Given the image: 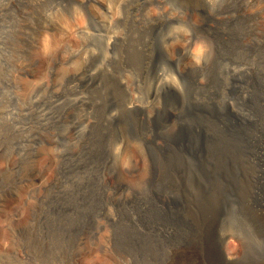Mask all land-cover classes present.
<instances>
[{
    "label": "rangeland",
    "instance_id": "obj_1",
    "mask_svg": "<svg viewBox=\"0 0 264 264\" xmlns=\"http://www.w3.org/2000/svg\"><path fill=\"white\" fill-rule=\"evenodd\" d=\"M8 1L0 264H264V0L248 14L240 0H89L99 22L71 21L67 0ZM233 88L256 93L252 127L219 109ZM197 103L202 170L170 139ZM226 177L253 220L228 219L235 255L209 231Z\"/></svg>",
    "mask_w": 264,
    "mask_h": 264
},
{
    "label": "bare ground",
    "instance_id": "obj_2",
    "mask_svg": "<svg viewBox=\"0 0 264 264\" xmlns=\"http://www.w3.org/2000/svg\"><path fill=\"white\" fill-rule=\"evenodd\" d=\"M93 1H95L96 3H101L103 5V3L100 0H93ZM7 2L8 4H10L8 0ZM67 2L71 9L70 12L68 13V15H70L69 19L71 21L76 22L78 21V19L82 17L88 19L89 22H99L100 21V18L97 17V15L93 11H91V8H90L91 6L90 4H88L89 0H67ZM112 3H113V0H109L108 5L105 6L106 12H109V9ZM245 3H247V0H240V3H239V6L241 10L243 11V13L248 14L251 12L252 13L256 12L255 11L256 7L253 6V4L246 6ZM55 20L57 21L58 19H55ZM110 34L113 35V32H111ZM36 41H37V38H36ZM30 65H33V64L30 63ZM121 76L124 81V88L126 90V93H128V90H129L127 88L128 83L126 84L125 82L126 79L124 78L122 72H121ZM154 80H155V75H152L151 78L147 81V86L152 85V82H154ZM14 92H15V97H17V100L25 98V96H23L22 93L18 94L17 90H14ZM195 109H200V108L195 107V106H188L187 108L184 109L183 116L186 120V123H183L182 126L178 127L174 138L171 136L170 139L175 141L176 147L186 150L188 152V155L192 158V160L194 162H197L196 168H198L199 170H202L203 164L201 162L200 155H201V150H203L205 146H204V140H202V133H200V131H196L194 128V124L198 120V116L196 114ZM252 112L249 110L246 111V110L240 109V113H235L232 110V113H234L236 116L234 115L232 116L231 114L230 115L238 119L239 122L241 120L242 123H246V125H248V122L250 121L251 122L250 127H252L253 126V122L251 118ZM162 115H163L162 113H159L158 114L159 117L157 115L156 117L161 118ZM75 122L78 123L76 126V129H79V124H81L82 121L79 118V120H76ZM230 129H231V126H230ZM231 130H235V129H231ZM66 138L70 140L68 136H66ZM32 168L34 169L33 166ZM229 179L230 178L226 177V181H225V184H226V187L224 188V202L225 203L224 205L218 208L219 211L223 210L225 211L224 213L226 214H218L215 217V219L212 220L209 231L211 232L212 237L219 243L221 248L226 249L230 255H235L237 252V249L234 248V246L227 245V241H231L233 243V240H231V236L233 235V232L230 229L233 227V225L231 224L230 221H228V219H231L232 221H236L240 230L242 229L243 225L249 226L251 221L253 220H252L251 214L249 213V211L245 208L243 204V200L241 199L240 193L238 196L237 194L238 191L236 192L237 181L232 182ZM206 191L208 190L206 189ZM15 194H16V191L13 192V195ZM255 200L260 201V199H255ZM232 208H235L237 210L238 214L236 216L230 215L229 210H231ZM241 212L245 213V215L248 217L247 218L242 217L240 215ZM80 242H81L80 243L81 246L84 247L83 242L81 240Z\"/></svg>",
    "mask_w": 264,
    "mask_h": 264
},
{
    "label": "water",
    "instance_id": "obj_3",
    "mask_svg": "<svg viewBox=\"0 0 264 264\" xmlns=\"http://www.w3.org/2000/svg\"><path fill=\"white\" fill-rule=\"evenodd\" d=\"M242 78H243V76H242ZM242 78L240 77V80L238 81L239 84L240 83L243 84L245 82V79L244 78L242 79ZM240 85H239V87H240ZM214 90H215V93L217 95H220V97H221L220 88H213L212 92H214ZM196 92H200L199 89H197ZM239 95L240 94H236V91H234V88H233V90H231V92H229V94L225 96L224 100H223V98H221L220 104H219L221 106H220L219 109L221 111L224 110L226 115H230L231 114L232 116L233 115L236 116L234 113H232L231 109L229 108V101L231 99V100H233L234 104L237 106L238 110L241 109V110H246L247 111L251 106H254V107H257V110H256V112L253 115L256 114V116H257V115L260 114V108L258 109V106H257V101L258 100H257V98H255L256 93H255V95H253L252 98L250 96L247 100H246L245 97H242V96L240 97ZM258 95H259V98H260L261 95L259 93H258ZM250 101H252V103H250ZM196 106L198 108H203L204 109V107H202V105H200L199 103H197ZM209 109H211V108H209ZM163 113H164V115L160 119V121L162 122L161 126H163V124L167 125L168 121H170V117L172 116V115H170V112L168 110H165ZM256 116H255V118H256ZM231 118H233V117H231ZM248 125H249V127L251 126V122L250 121L248 122ZM259 190L261 191L262 188L259 187ZM229 213L232 216H236L238 214V212H237V210L235 208H232L231 210H229ZM240 215L242 217H244V218L248 217L243 212H241Z\"/></svg>",
    "mask_w": 264,
    "mask_h": 264
}]
</instances>
